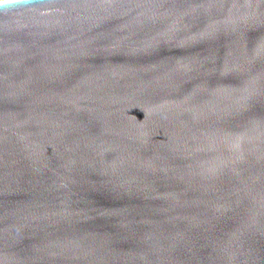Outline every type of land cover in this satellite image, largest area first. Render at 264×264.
Instances as JSON below:
<instances>
[{"label": "water", "instance_id": "1", "mask_svg": "<svg viewBox=\"0 0 264 264\" xmlns=\"http://www.w3.org/2000/svg\"><path fill=\"white\" fill-rule=\"evenodd\" d=\"M0 264H264V0H0Z\"/></svg>", "mask_w": 264, "mask_h": 264}]
</instances>
